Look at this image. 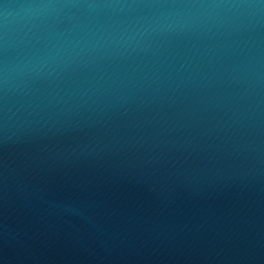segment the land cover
Wrapping results in <instances>:
<instances>
[{"label": "water", "instance_id": "water-1", "mask_svg": "<svg viewBox=\"0 0 264 264\" xmlns=\"http://www.w3.org/2000/svg\"><path fill=\"white\" fill-rule=\"evenodd\" d=\"M0 264H264V0H0Z\"/></svg>", "mask_w": 264, "mask_h": 264}]
</instances>
